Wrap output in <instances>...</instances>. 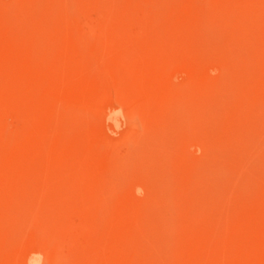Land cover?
<instances>
[{"label":"rangeland","instance_id":"1","mask_svg":"<svg viewBox=\"0 0 264 264\" xmlns=\"http://www.w3.org/2000/svg\"><path fill=\"white\" fill-rule=\"evenodd\" d=\"M0 264H264V0H0Z\"/></svg>","mask_w":264,"mask_h":264}]
</instances>
